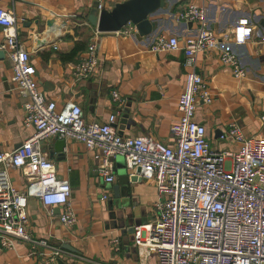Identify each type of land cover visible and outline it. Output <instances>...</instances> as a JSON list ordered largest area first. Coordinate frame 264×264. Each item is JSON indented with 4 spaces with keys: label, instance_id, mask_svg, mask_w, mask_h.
Masks as SVG:
<instances>
[{
    "label": "crops",
    "instance_id": "0c3cea01",
    "mask_svg": "<svg viewBox=\"0 0 264 264\" xmlns=\"http://www.w3.org/2000/svg\"><path fill=\"white\" fill-rule=\"evenodd\" d=\"M121 1L124 0H0V6L16 16L19 39L31 54L38 88L47 100L55 101L58 108L67 102L80 105L87 122L106 123L114 114V126L121 135H150L175 145L172 126L181 116L178 99L188 71L185 53L154 52L151 48L163 34L178 36L181 44L188 35L195 34V25L175 19L178 11L195 4L205 8L209 27L221 39L217 48L198 56L197 72L212 92L213 101L207 104L199 98L195 119L205 124L207 139L220 150L238 147L235 141L218 139L233 121L242 126L246 135L264 137V0H165V8L150 17L157 22V29L147 36L140 35L131 23L119 33L100 32V63L89 78L76 81L72 69L86 57L97 30L88 20L94 5L97 3L99 10L110 9ZM241 18L248 19L253 34L245 43H236L226 34ZM4 42L0 26V51H5L0 55V151H12L32 136L35 128L24 124L27 99L19 94L12 80V63ZM78 44L86 47L75 53ZM224 50L237 56L247 71L245 78L237 80L223 66ZM5 81L9 90L3 87ZM113 90L119 91L118 100L111 97ZM51 139L44 144V151L55 163L58 175L71 185L70 203L77 221L67 227L60 219L62 206H47L39 197L31 196L27 229L32 237L61 246L65 250L62 264H156L157 252L137 246L132 232L133 224L157 218L155 181L132 175L129 170L128 183L121 184L118 191L130 206L120 207V200L113 197V186L119 183L120 167L116 166L122 163L117 157L112 159L115 181L107 183L99 172L102 160L97 158V149L65 139L66 146L59 152ZM122 166L126 169L125 163ZM10 176L19 190L27 189L28 180L20 168L12 167ZM134 176L138 179L132 180ZM114 240L119 243L118 249ZM35 250L49 252L50 248H34L18 238L13 239L11 247L0 239V264H37L44 258Z\"/></svg>",
    "mask_w": 264,
    "mask_h": 264
},
{
    "label": "built area",
    "instance_id": "2783aa9c",
    "mask_svg": "<svg viewBox=\"0 0 264 264\" xmlns=\"http://www.w3.org/2000/svg\"><path fill=\"white\" fill-rule=\"evenodd\" d=\"M175 19L191 22L196 33L188 35L182 44L178 36L163 34L151 48L154 52L183 50L184 66L188 68L178 99L181 116L172 126L176 143L168 145L150 135H121L114 126V114L106 123L87 122L80 105L67 102L58 108L55 101L47 100L38 88L31 54L19 39L16 16L0 6L3 47L12 63V80L19 94L27 99L24 124L35 128L34 134L17 149L0 151L3 244L12 247L13 239L18 238L34 248L48 247L49 252L34 251L44 258L37 264H61L65 250L33 238L27 229L31 196L39 197L47 206H62L60 219L67 227L77 221L70 203L71 185L58 175L55 163L44 151V144L58 137L97 149V158L102 160L99 172L107 183L115 181L112 159L118 156L124 157L125 167L132 175L155 181L158 215L136 227L135 243L153 248L157 252L156 264H264V137L246 135L242 126L233 121L218 139L235 141L238 147L220 150L211 145L205 124L195 119L198 99L207 104L213 101L212 92L197 72V61L201 52L217 48L221 39L209 27L203 7L189 4L175 14ZM99 34L95 30L86 57L72 69L76 81L89 78L100 63ZM252 34L248 19L241 18L226 37L245 43ZM221 62L237 80L247 76L233 52L224 50ZM111 97L118 100L119 91L113 90ZM12 167L20 168L27 178L25 191L14 185Z\"/></svg>",
    "mask_w": 264,
    "mask_h": 264
},
{
    "label": "water",
    "instance_id": "95a60500",
    "mask_svg": "<svg viewBox=\"0 0 264 264\" xmlns=\"http://www.w3.org/2000/svg\"><path fill=\"white\" fill-rule=\"evenodd\" d=\"M166 5L165 0H124L116 3L110 9H98V4L94 5V9L91 11L88 20L89 22L97 28L99 32H117L128 24L135 25L137 31L142 36H147L157 29V22L152 20L150 17L155 15L159 10L164 9ZM190 25L192 23L190 22ZM5 51L1 50L0 55H4ZM5 90H9L10 86L7 81L3 83ZM96 95V94H95ZM126 115L123 116L122 122H126ZM51 142L55 145V150L62 152L66 146V140L60 139L58 137H53ZM52 157V155L50 156ZM117 167H120L119 170V183L113 186L114 194L113 197L120 200V207L124 206L125 208L130 206L129 202H126L121 197V192L119 193L120 185L128 183V171L124 169L123 163L124 157L118 156ZM139 170V169H138ZM132 180L138 179V176L131 178ZM142 225L141 223H136L132 225L133 239L136 241V227ZM65 248L75 252L70 246H64ZM60 263L63 262L60 259Z\"/></svg>",
    "mask_w": 264,
    "mask_h": 264
},
{
    "label": "trees",
    "instance_id": "16d2710c",
    "mask_svg": "<svg viewBox=\"0 0 264 264\" xmlns=\"http://www.w3.org/2000/svg\"><path fill=\"white\" fill-rule=\"evenodd\" d=\"M85 47H86L85 44H78V45L76 46V48H75V53H76L77 51H79V50L84 49Z\"/></svg>",
    "mask_w": 264,
    "mask_h": 264
}]
</instances>
